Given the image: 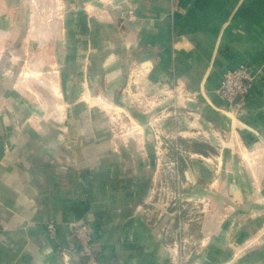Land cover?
<instances>
[{"label": "rangeland", "instance_id": "374dc122", "mask_svg": "<svg viewBox=\"0 0 264 264\" xmlns=\"http://www.w3.org/2000/svg\"><path fill=\"white\" fill-rule=\"evenodd\" d=\"M14 6L15 31L0 38V117L17 124L25 120L37 131L47 126L49 135L62 131L65 167L78 163L70 153L71 128L79 129L77 145L87 155L88 130L95 131L98 143L92 144L100 150L99 127L92 125L107 124L109 150L128 160L144 181L139 209L148 227L159 233L167 264H264V158H257L258 152L223 156L225 147L238 150L229 133L223 141L212 129L208 140L204 134L209 132L198 126L185 130L184 121L195 115L183 105L181 90L162 84L144 91L149 60L130 54L103 65L111 51L103 33L110 24L115 36L130 27L135 4L18 0ZM0 14L2 26L5 16ZM100 39L104 47H95ZM82 220L91 222L82 215L75 223ZM91 225L92 249L99 228ZM69 244L84 264H92L80 253L79 242L70 238ZM92 252L95 264H101Z\"/></svg>", "mask_w": 264, "mask_h": 264}, {"label": "crops", "instance_id": "0c3cea01", "mask_svg": "<svg viewBox=\"0 0 264 264\" xmlns=\"http://www.w3.org/2000/svg\"><path fill=\"white\" fill-rule=\"evenodd\" d=\"M131 1L136 20L130 27L115 36L113 24H106L109 31L103 36L109 37L111 51L103 65L130 54L149 60L144 91L162 84L181 90L183 105L195 115L184 121L185 130L198 126L209 132L204 134L208 140L212 129L223 141L229 133L238 150L225 147L223 156L258 152L257 158H264V0ZM16 2L0 0L5 16L0 38L15 31ZM103 41L94 46L104 47ZM242 62L253 68L251 90L228 103L217 93L222 73ZM100 123L92 126L99 127L103 145L94 147L95 131L88 130L87 155L77 145L79 129L71 128L68 150L78 163L65 167L62 131L49 135L47 126L37 131L25 120L17 124L0 117V264H84L69 244L72 226L82 215L98 225L92 249L101 264H167L159 233L148 227L139 209L144 181L128 160L109 150L108 126ZM75 126L82 124L75 120ZM49 219L55 222L53 234L47 230Z\"/></svg>", "mask_w": 264, "mask_h": 264}, {"label": "built area", "instance_id": "2783aa9c", "mask_svg": "<svg viewBox=\"0 0 264 264\" xmlns=\"http://www.w3.org/2000/svg\"><path fill=\"white\" fill-rule=\"evenodd\" d=\"M253 78L254 73L252 66L242 62L236 67L226 69L222 73L221 83L217 88V93L222 99L226 100L228 103H232L236 98H243L249 93ZM47 227L50 234H53L56 228L53 219L48 220ZM91 232H93L91 222L82 220L80 223L73 224L71 237L76 243L79 242L82 245L81 248L79 247V251L86 257L87 261L95 264L96 258L90 246Z\"/></svg>", "mask_w": 264, "mask_h": 264}, {"label": "bare ground", "instance_id": "6f19581e", "mask_svg": "<svg viewBox=\"0 0 264 264\" xmlns=\"http://www.w3.org/2000/svg\"><path fill=\"white\" fill-rule=\"evenodd\" d=\"M56 90V89H55ZM100 102V101H99Z\"/></svg>", "mask_w": 264, "mask_h": 264}]
</instances>
